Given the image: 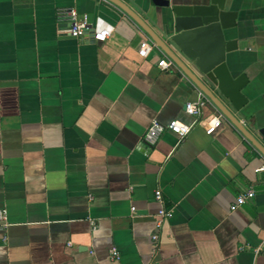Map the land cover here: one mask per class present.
Listing matches in <instances>:
<instances>
[{
    "label": "crops",
    "instance_id": "0c3cea01",
    "mask_svg": "<svg viewBox=\"0 0 264 264\" xmlns=\"http://www.w3.org/2000/svg\"><path fill=\"white\" fill-rule=\"evenodd\" d=\"M121 1L156 31L151 0ZM226 6L239 14L228 63L249 81L243 112L264 125V0ZM67 8L112 35L70 37ZM146 37L106 0H0V264H264V157L239 131L224 121L207 135L208 103L181 141L143 142L152 121L192 124L184 107L199 94L160 70L159 52L138 55ZM158 189L172 217L156 231Z\"/></svg>",
    "mask_w": 264,
    "mask_h": 264
},
{
    "label": "water",
    "instance_id": "95a60500",
    "mask_svg": "<svg viewBox=\"0 0 264 264\" xmlns=\"http://www.w3.org/2000/svg\"><path fill=\"white\" fill-rule=\"evenodd\" d=\"M127 15L264 157V125L247 124L248 78L235 73L228 54L237 49L231 30L238 12L226 0H151L156 31L121 0H106ZM92 22L89 14L86 23Z\"/></svg>",
    "mask_w": 264,
    "mask_h": 264
},
{
    "label": "built area",
    "instance_id": "2783aa9c",
    "mask_svg": "<svg viewBox=\"0 0 264 264\" xmlns=\"http://www.w3.org/2000/svg\"><path fill=\"white\" fill-rule=\"evenodd\" d=\"M63 21L68 22L69 29L67 31V34L72 38H79L85 35H89L94 42L103 43L107 39H109L113 33V26L103 18L96 17V19L88 26L86 22H81L79 20L76 11L71 8L62 9L58 12V22ZM156 51L162 55V58L157 62V66L160 68V70L168 71L169 69L176 67L172 60L167 57L159 49L157 44L149 37H146L140 42L138 55L142 58H146L150 53ZM198 92L199 94L197 99L192 102H187L184 107L185 113L193 118L192 124L187 125L178 120H172L167 125H162L157 121H152L143 135V142L148 146H153L165 131H170L177 135L178 141L184 139L190 133L192 127L197 123L198 119L201 117L203 108L208 103H210L208 98L202 92H200L199 90ZM224 121L227 122L226 118L220 111L216 109L206 122L204 128L205 133L207 135H212ZM260 170H263V168H261ZM254 197L255 191L253 188L249 187L246 191L238 194L235 197L234 202L230 205V211H236L239 207L244 205L247 201L252 200ZM154 198L160 204V208L155 216V229L156 231H158L161 230L164 223H166L172 217V210L163 207V196L159 189L155 191ZM134 210L135 209L132 207L131 211L133 212ZM2 218L3 215L0 211V219ZM158 238V233L152 235V241L155 247L158 244ZM118 258L119 252L116 249H112L110 253V259L112 261H115Z\"/></svg>",
    "mask_w": 264,
    "mask_h": 264
}]
</instances>
